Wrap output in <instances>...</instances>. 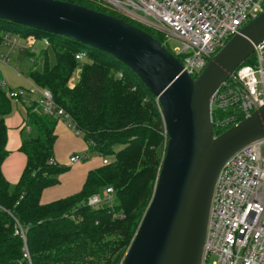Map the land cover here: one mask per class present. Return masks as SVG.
Instances as JSON below:
<instances>
[{"label":"trees","instance_id":"16d2710c","mask_svg":"<svg viewBox=\"0 0 264 264\" xmlns=\"http://www.w3.org/2000/svg\"><path fill=\"white\" fill-rule=\"evenodd\" d=\"M58 1L123 19L163 42L161 33L93 0ZM7 33L22 40L33 37L47 42L44 45L51 51L52 65L46 50L37 54L34 49L27 51L31 66L24 75L51 93L87 143V152L107 164L89 171L77 194L42 205V192L56 185L66 168L53 162L57 121L26 105L20 145L26 157L24 170L14 186L0 171V264H18L24 247L31 264H120L151 200L160 170L166 139L159 105L131 70L105 53L3 20L0 47ZM77 54H85V58L78 61ZM40 60L41 68L37 69ZM251 62L249 57L244 64ZM76 71L77 82L69 88L67 83ZM11 107L0 87V167L7 155L4 118ZM228 115L213 114L212 120ZM222 132L215 130L217 135ZM106 188L113 191V204L87 206L91 196L101 195ZM19 230L22 235L15 234Z\"/></svg>","mask_w":264,"mask_h":264},{"label":"water","instance_id":"95a60500","mask_svg":"<svg viewBox=\"0 0 264 264\" xmlns=\"http://www.w3.org/2000/svg\"><path fill=\"white\" fill-rule=\"evenodd\" d=\"M0 20L64 37L131 70L158 103L165 146L151 200L120 264H200L222 165L264 139V108L217 136L211 100L264 40V11L190 77L165 47L123 19L58 0H0Z\"/></svg>","mask_w":264,"mask_h":264},{"label":"built area","instance_id":"2783aa9c","mask_svg":"<svg viewBox=\"0 0 264 264\" xmlns=\"http://www.w3.org/2000/svg\"><path fill=\"white\" fill-rule=\"evenodd\" d=\"M99 6L162 34L163 46L179 60L182 69L196 78L209 59L251 19L264 11V0H93ZM10 33L2 37L0 65L9 63L14 48H30L33 37L19 44ZM172 43L177 47H170ZM47 45V42L44 41ZM33 51V49L31 50ZM252 62L237 67L211 100V121L215 130L225 131L253 112L264 108V40L254 46ZM76 60L85 58L77 54ZM72 79L67 83L68 87ZM0 87L5 84L1 81ZM12 104L32 105V111L65 122L76 134L68 114L51 93L35 85L6 91ZM227 113V117L212 115ZM74 153L69 163L87 159ZM106 165V160H101ZM111 188L91 196L86 204L97 208L113 204ZM15 234L22 232L16 231ZM31 264L23 248L22 261ZM200 264H264V139L232 155L220 168L214 184Z\"/></svg>","mask_w":264,"mask_h":264},{"label":"crops","instance_id":"0c3cea01","mask_svg":"<svg viewBox=\"0 0 264 264\" xmlns=\"http://www.w3.org/2000/svg\"><path fill=\"white\" fill-rule=\"evenodd\" d=\"M15 89L8 86L5 91ZM24 104H12L11 112L4 118L5 125V151L0 171L4 180L14 186L18 183L26 164V157L20 151L21 131L25 127ZM55 142L53 145V162L66 170L57 178L56 185L46 188L40 198L42 205L68 198L77 194L85 182L89 171L101 165V158L87 152V143L81 136L76 135L63 121H57L54 129ZM74 153L88 154L85 161L70 164L69 157Z\"/></svg>","mask_w":264,"mask_h":264},{"label":"rangeland","instance_id":"374dc122","mask_svg":"<svg viewBox=\"0 0 264 264\" xmlns=\"http://www.w3.org/2000/svg\"><path fill=\"white\" fill-rule=\"evenodd\" d=\"M19 40H20L19 44L21 45L25 43L26 39L22 40L19 38ZM171 46L174 48V47H177L178 45L175 43H172L170 47ZM165 47L168 48L167 46ZM32 49L35 50L36 54L39 53L41 49L46 50L48 58H49V64L52 65L53 58H52L51 51L48 47H45L43 40L35 39L34 44L32 43L30 45V48L24 49L22 51H20L18 48H14L13 53L10 54L9 63L6 65H0L1 81L5 84V87L3 89H7L8 86L13 87L15 89H19V88H26L28 87V85H32L31 81L28 78H26L24 75L30 69V66H31L26 52L31 51ZM5 52H6V49L4 47L0 49V54H3ZM41 63L42 62L40 60L38 62L39 65L37 66V69L41 68ZM70 79H72V82L70 85L74 86L78 79V71H76ZM94 156L95 155H93L90 158V160Z\"/></svg>","mask_w":264,"mask_h":264}]
</instances>
